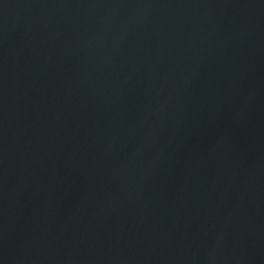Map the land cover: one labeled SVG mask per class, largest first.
<instances>
[{"label":"water","instance_id":"water-1","mask_svg":"<svg viewBox=\"0 0 264 264\" xmlns=\"http://www.w3.org/2000/svg\"><path fill=\"white\" fill-rule=\"evenodd\" d=\"M0 264H264V0H0Z\"/></svg>","mask_w":264,"mask_h":264}]
</instances>
